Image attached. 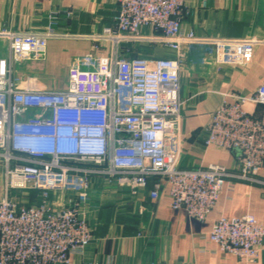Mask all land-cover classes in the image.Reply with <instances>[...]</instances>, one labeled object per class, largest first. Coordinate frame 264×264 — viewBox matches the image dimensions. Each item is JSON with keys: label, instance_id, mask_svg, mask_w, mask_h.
<instances>
[{"label": "built area", "instance_id": "2783aa9c", "mask_svg": "<svg viewBox=\"0 0 264 264\" xmlns=\"http://www.w3.org/2000/svg\"><path fill=\"white\" fill-rule=\"evenodd\" d=\"M188 2L121 0L114 26L92 38L109 46L110 54L76 59L63 90L14 76L16 64L45 59L59 12L49 16L42 33L0 30L7 51L0 58V264H72L73 256H82L94 239L86 218L93 177L132 195L154 179L151 200L167 189L171 208L198 222L212 213L227 180L264 186L258 178L264 169V116L245 110L248 104L264 106V84L248 96L224 95L205 130V146L233 153L237 172L219 165L179 167L185 48L210 49L217 67H245L259 45L184 31ZM147 44L176 57H130L136 46ZM25 191L36 192L38 204L14 197ZM209 240L224 254L255 262L264 249V225L251 215L220 218Z\"/></svg>", "mask_w": 264, "mask_h": 264}, {"label": "crops", "instance_id": "0c3cea01", "mask_svg": "<svg viewBox=\"0 0 264 264\" xmlns=\"http://www.w3.org/2000/svg\"><path fill=\"white\" fill-rule=\"evenodd\" d=\"M120 1L0 0V30L42 33L49 25V15L60 13L54 26L56 36L47 43L45 59L27 64L24 70L30 71H22L18 78H34L38 86L48 90L65 89L69 68L76 59L110 54L109 46L97 45L92 38L114 26ZM187 11L182 29L194 32L198 38L259 42L252 63L245 67H217L212 51L206 47L184 50L181 99L185 104L179 133V167L194 170L219 165L237 172L233 153L205 146V130L224 95L248 96L264 84V0H207L205 7L202 0H189ZM152 47L150 53L142 49L145 58H154L152 52L157 46ZM159 48L156 58L175 59L174 52ZM6 55L0 42V58ZM245 110L256 117L264 116V106L248 104ZM258 178L264 182V169ZM154 181L150 179L145 190L132 195L103 178L91 179L86 218L94 239L82 256L72 257V264H264V249L255 262H249L220 252L209 240L220 218L251 215L264 225V186L227 180L212 213L204 222H198L171 208L167 189L158 200H151L149 191Z\"/></svg>", "mask_w": 264, "mask_h": 264}, {"label": "rangeland", "instance_id": "374dc122", "mask_svg": "<svg viewBox=\"0 0 264 264\" xmlns=\"http://www.w3.org/2000/svg\"><path fill=\"white\" fill-rule=\"evenodd\" d=\"M53 13V12H52ZM51 13V14H52ZM50 14V15H51ZM49 15V16H50ZM49 26V25H48ZM48 28V27H47ZM47 30V29H46ZM45 30V31H46ZM152 46H150L149 44H147V45H145V46H143L142 48H138L137 49V47H135V52H133V54H131L130 56H132V58H145L146 56H143V48L145 49V51L146 50H148L149 51V49L151 48ZM154 47V46H153ZM152 47V48H153ZM155 48H157L156 50H158V49H160L158 46L157 47H155ZM156 50H154V52H152V57H154V58H156L157 56H156V54L155 53H157V51ZM149 53H150V51H149ZM159 58V57H158ZM29 63H31V62H27V63H23V64H16L15 65V67H14V76L15 77H19L20 75H23V72L24 73H27L28 74V72L30 71L29 69H26V70H24L25 69V67H26V65L27 64H29ZM185 65H186V57L184 56V54H183V61H182V64H181V70H183V68L185 67ZM27 70H29V71H27ZM23 71V72H22ZM1 174H2V172H1V168H0V197H1V186H2V176H1ZM15 193V195L16 196H19V198L21 199V202H23L25 205H28V206H30V205H33V204H35L36 202H37V196H36V194L33 192V191H25V192H14ZM60 197H62V198H66L65 197V195H62V196H60ZM56 198L57 199H59V195H57L56 196ZM61 204V203H60Z\"/></svg>", "mask_w": 264, "mask_h": 264}]
</instances>
